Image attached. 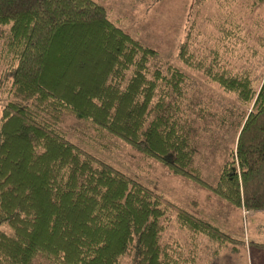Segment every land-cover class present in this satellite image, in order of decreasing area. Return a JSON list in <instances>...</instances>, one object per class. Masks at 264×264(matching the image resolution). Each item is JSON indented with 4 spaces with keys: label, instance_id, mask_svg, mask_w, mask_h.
<instances>
[{
    "label": "trees",
    "instance_id": "obj_1",
    "mask_svg": "<svg viewBox=\"0 0 264 264\" xmlns=\"http://www.w3.org/2000/svg\"><path fill=\"white\" fill-rule=\"evenodd\" d=\"M210 49L204 64L187 35L176 58L234 95L219 119L198 79L97 0H0V264H183L162 239L170 211L191 235L228 239L101 157L110 137L235 208L264 211V72L252 78L231 60L222 69ZM214 122L235 138L210 186L193 150Z\"/></svg>",
    "mask_w": 264,
    "mask_h": 264
},
{
    "label": "rangeland",
    "instance_id": "obj_2",
    "mask_svg": "<svg viewBox=\"0 0 264 264\" xmlns=\"http://www.w3.org/2000/svg\"><path fill=\"white\" fill-rule=\"evenodd\" d=\"M110 19L144 46L155 50L161 62L183 70L200 82L199 97L209 104L216 119L226 116L235 102L232 94L223 92L216 83L184 67L176 58L184 37L191 38L203 50L204 64L212 60L211 46L219 50L220 68L250 69V77L264 72V2L254 0H97ZM223 33L227 39L219 40ZM196 96V91H193ZM196 100V99H195ZM202 106V104H199ZM1 111V105H0ZM195 127V126H194ZM210 131L197 132L193 162L199 168L202 182L212 186L222 163L234 144L235 131L218 130L216 122ZM101 157L113 166L162 194L166 200L206 221L228 238L223 243L202 235H191L175 222L169 212L163 243L180 246L186 256L183 264H264V211L235 208L219 199L208 187L182 176L170 174L157 161L143 157L123 141L110 137L101 140ZM228 148L225 153L224 148ZM257 245V246H256ZM175 257L174 254H172Z\"/></svg>",
    "mask_w": 264,
    "mask_h": 264
}]
</instances>
